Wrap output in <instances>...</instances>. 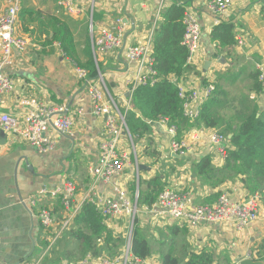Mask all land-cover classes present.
<instances>
[{"label":"crops","instance_id":"0c3cea01","mask_svg":"<svg viewBox=\"0 0 264 264\" xmlns=\"http://www.w3.org/2000/svg\"><path fill=\"white\" fill-rule=\"evenodd\" d=\"M75 1L81 11L74 14L59 6V0H22V6L66 21L74 33L82 58L86 45L91 47L98 76L88 80L96 82L99 79L102 82L105 101L115 108V114L131 110L132 88L142 73L137 64L129 61L127 48L151 42L159 22L158 12L168 7L172 0ZM210 1L192 0L187 4L189 13L198 21L201 29L200 48L199 58L191 63L194 72L181 79L180 86L201 92L203 80L212 78L221 91L223 102L227 103V108H220L222 115H236L239 101L257 103L261 112L264 110V98L253 91L251 75L259 72V65H264V0H233L224 12L215 11ZM6 8L7 0H0V15ZM19 22L17 28L20 35L28 37L22 32ZM222 23L232 24L236 39H245V44L240 46L236 43L231 48L218 49L211 42L210 34L214 26ZM91 25L95 31L102 27L120 28L124 37L122 45L95 58ZM54 46L53 53H40L42 48L32 42L26 54L15 52L12 64L5 67L14 88L0 95V113L21 116L29 109V106L20 105L21 99L34 97L46 107H66V114L73 117V127L68 134L71 139L60 134L50 121L48 135L56 142L54 149L48 152H40L17 133L6 132L3 135L0 127V264H40V261H44L43 264H77L91 255L89 253L82 258V240L73 234L77 230L75 218L69 229L60 231V227L65 218L75 215L79 206L85 203L91 182L89 167L98 163L102 145L115 135L107 128L106 116L95 112L90 88L87 81L78 76V67L64 55L59 43ZM208 61L211 65L205 72L203 67ZM193 107L200 109L198 103H194ZM149 123L151 131L138 136L133 141L134 145L127 131L118 126L121 134L117 147L126 156L127 164L109 182L99 181L95 184L98 201L122 189L135 203L140 180L146 181L156 175L160 176L167 188L184 195L188 206L213 203L224 192L232 201H240L251 194L239 178L227 179L212 187L202 184L193 176L192 162L205 155L212 157L215 168L224 166L225 158L221 157L220 147L209 138L213 130L219 129L204 125L186 127L180 140L185 139L188 148L184 155L176 152V157L172 155L175 153L172 141L176 136L169 133L166 121ZM19 125L20 122L17 123ZM146 150L155 151L156 156L146 154ZM67 181L73 182L77 188L72 206L66 208L61 198L50 196L41 198L36 207L31 205L39 190L44 187L47 190L61 188ZM43 207L51 210L55 220L51 230L46 232L38 217V210ZM138 208L137 218L142 236L150 243L153 252L146 261L148 264H161L164 254L170 250L180 254L185 248L188 249L185 252H213L217 264H239L242 258L253 257V249L264 238V209L256 222L239 228L234 221L192 226L166 216L155 203L151 206L142 204ZM104 225L118 240L114 245L117 254L111 255L110 249L103 247L100 255H91L92 259L87 264L98 263V258L102 256L118 264L124 261L127 247L124 249L121 245L128 237L129 217L124 215L107 220ZM41 231L47 234L46 238ZM54 236L57 238L51 243ZM33 240L35 249L31 254ZM103 241L98 242L99 248Z\"/></svg>","mask_w":264,"mask_h":264},{"label":"trees","instance_id":"16d2710c","mask_svg":"<svg viewBox=\"0 0 264 264\" xmlns=\"http://www.w3.org/2000/svg\"><path fill=\"white\" fill-rule=\"evenodd\" d=\"M192 0H172L171 4L161 11L159 22L152 37V68L156 72L154 81L140 83L132 88L131 110L123 112L127 129L133 139L151 131L149 122L165 120L168 126L177 127L176 138L180 139L186 127H214L227 136L230 146L226 148L224 166H212V157L205 155L192 162L194 178L204 185L215 187L227 179L239 178L251 193H259L264 199V110L260 112L257 103L239 101L240 106L232 116H224L222 107H227L221 97L220 89L215 90L200 105L199 114L194 119L185 115V97L180 94V80L194 68L189 65V49L184 44L186 31L187 4ZM95 12L93 13V17ZM19 25L24 34L42 49L40 53H53L55 43L64 55L72 60L80 69L87 71L88 79L98 76V68L94 61L90 45L84 49L82 58L77 49L74 33L66 21L56 16L43 13L41 10L22 6L19 13ZM18 36L23 37L24 35ZM210 40L218 49L235 46L234 27L230 23H222L213 27ZM100 68V64H99ZM253 91L264 98V84L259 79V72L252 73ZM204 85H208L204 79ZM237 121H239L237 123ZM230 136V137H229ZM156 156V152L145 151ZM166 188L165 183L156 175L149 180H140L137 206H151L156 203L159 194ZM218 196V194L216 195ZM264 201V200H263ZM77 230L74 235L82 240L83 257L91 253L98 257L101 249H110L111 255L117 254L114 245L118 242L104 225V217L97 206L85 202L75 217ZM103 241L99 248L98 242ZM133 258L147 259L152 255L150 243L142 236V229L135 218L131 240ZM174 254L172 250L162 256L161 264H217L214 253L187 251ZM253 258L264 261V238L253 249ZM71 264V263H66ZM233 264V263H228Z\"/></svg>","mask_w":264,"mask_h":264},{"label":"built area","instance_id":"2783aa9c","mask_svg":"<svg viewBox=\"0 0 264 264\" xmlns=\"http://www.w3.org/2000/svg\"><path fill=\"white\" fill-rule=\"evenodd\" d=\"M210 2L211 7L215 11L224 12L232 4L233 0H211ZM58 4L69 14L79 13L81 11L75 0H59ZM21 6L22 0H7L6 11L0 15V95L14 88L12 78L5 73V67L12 64L15 52L26 54L32 44L29 38L17 35V24ZM160 13L161 11L158 12V16H160ZM185 22L186 31L184 35V44L189 49L188 62L189 65H191L193 61L199 58L197 56L200 48L201 29L198 21L189 11H187ZM90 30L92 35V49L95 58L98 54H104L121 46L124 40L123 32L120 28L113 29L102 27L98 31H95L93 25H91ZM237 44L240 46L244 45L245 39L238 38ZM127 57L130 62L137 64L139 71L142 73L135 81V85L145 83L148 80L154 81L156 72L152 68V39L149 44L139 43L129 46L127 48ZM258 69L259 79L264 84V65H259ZM76 70L78 76L88 83L95 112L98 115L106 116L107 128L111 130L112 133L114 132L113 134L115 135L112 140L102 145V152L98 163L89 167L91 182L84 201L95 204L105 221L114 220L127 215L129 217V227L127 231L128 244L124 261L121 264H148L146 262L148 258H133L130 249L135 218L138 217L139 212L137 206L138 192L135 195L136 202L133 203L122 189H117L115 195H108L100 201H98L95 190V184L97 182H109L115 176L119 175L127 164L126 156H123L117 147L121 129L127 131L132 145H134L125 123L124 114L119 111L118 114H115V108H111L109 103L105 101L103 84L99 79L96 82L88 80L87 71L85 69L77 68ZM207 81L208 85H204L201 92L197 90L189 91L180 86V94L185 97L184 112L190 119L196 118L199 114V110L193 107L194 103L201 105L215 90L214 79L211 78ZM20 105L29 106V109L21 116H13L5 112L0 113V127L4 132L19 134L23 140L34 146L40 152L52 151L55 147V138L48 135L50 121L56 128L65 133L69 134L71 132L73 117L66 114L68 112L66 107L60 105L54 108L46 107L34 97L22 98ZM56 112H58V114L54 117L53 114ZM114 115H116L118 119ZM18 122H20L19 126H17ZM118 126H120L121 129H119ZM168 130L172 136L175 137L177 135V127L175 125L168 126ZM209 138L213 144L220 147L219 152L224 159L226 157V148L229 145L227 136L218 130H213ZM172 148L175 153L177 152L184 155L187 151L188 143L185 139L180 140L175 138L172 141ZM76 189L75 184L71 181H67L63 187L53 190H47L44 187L38 191V196L31 200V205L36 207L41 198L50 196L52 198H61L63 206L68 208L72 206V198ZM263 200V197L259 193H251L240 201H232L230 196L224 192L213 203L188 206L184 195L166 187L159 194L155 204L166 216L179 221L188 222L192 226H198L201 223H226L227 221H234L239 228H245L259 219L261 211L264 209ZM81 207L80 205L76 214L79 213ZM76 214L62 221L60 231L67 230L72 226ZM38 217L43 229L45 231H50L55 224L51 210L44 207L39 208ZM54 238H57V236L52 238L51 243ZM91 259L92 256L89 255L87 259L78 264H87L86 262ZM115 262L116 261H111L102 256L98 258V263L96 264H118Z\"/></svg>","mask_w":264,"mask_h":264},{"label":"water","instance_id":"95a60500","mask_svg":"<svg viewBox=\"0 0 264 264\" xmlns=\"http://www.w3.org/2000/svg\"><path fill=\"white\" fill-rule=\"evenodd\" d=\"M211 63L210 61L206 62V64L204 65L203 67V70L206 72L209 67H210ZM61 114V113H60ZM51 125L60 133L62 134L63 136H66V137H69L72 139L71 136H69L67 133H65L64 131L56 128V126H54V124L51 122ZM1 133L4 135L6 134V132H4L3 130H1ZM173 156H178L177 153H172ZM26 205V204H25ZM34 242V245H33V250L31 251V254L33 253L34 249H35V241L33 240ZM16 264H19V263H16ZM239 264H264V261H261V260H256L254 259L253 257H245V258H242L239 262Z\"/></svg>","mask_w":264,"mask_h":264},{"label":"rangeland","instance_id":"374dc122","mask_svg":"<svg viewBox=\"0 0 264 264\" xmlns=\"http://www.w3.org/2000/svg\"><path fill=\"white\" fill-rule=\"evenodd\" d=\"M18 29V28H17ZM17 34H21V32L19 31V29L17 30ZM227 108V107H226ZM226 116H227V114H226ZM132 160L134 161L135 160V158H134V155H132ZM139 209V208H138ZM138 215H139V212H138ZM46 232V231H45ZM44 231H41V234H42V236L43 237H45L46 238V236H47V234L45 233ZM127 238V239H126ZM125 239H124V241L122 242V245H121V247L122 246H124L125 248L124 249H126V247H127V241H128V237H126ZM126 245V246H125ZM82 258H83V256H82ZM50 262V261H49ZM44 263V261H40V264H43ZM59 264H65V263H59ZM71 264H76V263H71ZM78 264V263H77Z\"/></svg>","mask_w":264,"mask_h":264}]
</instances>
